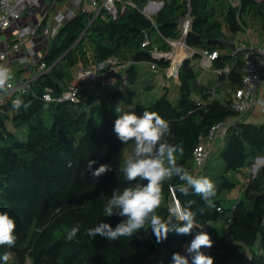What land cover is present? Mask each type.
<instances>
[{
  "label": "trees",
  "instance_id": "trees-1",
  "mask_svg": "<svg viewBox=\"0 0 264 264\" xmlns=\"http://www.w3.org/2000/svg\"><path fill=\"white\" fill-rule=\"evenodd\" d=\"M128 1L135 6L124 4ZM151 1L163 3L153 19L144 12ZM118 7L117 17L106 9L78 10L39 61L18 71L17 76L33 71L35 80L21 98L31 106L16 109L12 99L0 104V211L16 219L18 236L14 247H0V253H11L8 264H172L173 254L186 255L184 246L204 228L212 237L214 264H232L245 253L253 264H264V165L249 174L240 197L228 204L237 188L232 175L264 158V124L246 119L236 120L215 151L218 157L214 152L206 162L202 175L217 190L211 206L191 189L187 195L181 193L184 182L178 177L163 183L156 214L172 227L181 223L169 212L173 194L181 207L194 201L191 234L170 232L159 243L150 225L116 241L85 234L100 222L115 228L123 219L104 215L113 190L122 191L128 184L119 168L134 150V141L124 144L114 132L116 106H132L138 115L154 111L166 119L169 143L183 146V152L176 154L177 164L195 174L194 154L202 139L217 124L238 116L233 97L243 87L249 48L233 50L223 41L236 42L250 30L264 34V0H121ZM188 16L186 44L218 55L210 68L201 66L199 53L183 61L180 97L175 102L169 87L155 77L170 67L171 60L157 59L152 52H170L167 39L181 37L180 26ZM147 39L150 44L144 47ZM42 64L47 69L39 72ZM120 65L124 68L105 84L98 79L88 84L77 80L81 67L103 75ZM142 65L150 71H141ZM72 86L78 88V101L64 98ZM47 94L51 100L45 99ZM89 161L96 162L90 170ZM101 164L112 170L93 178L91 172ZM76 224L80 231L68 241L67 232Z\"/></svg>",
  "mask_w": 264,
  "mask_h": 264
},
{
  "label": "clouds",
  "instance_id": "clouds-1",
  "mask_svg": "<svg viewBox=\"0 0 264 264\" xmlns=\"http://www.w3.org/2000/svg\"><path fill=\"white\" fill-rule=\"evenodd\" d=\"M13 78L12 68L0 63V93L8 92ZM22 104V101H15L13 107L19 109ZM30 106V103L23 104L25 110ZM115 112L118 115L114 122V132L124 144L134 141V150L119 168L128 184L122 191L119 188L113 190L104 207V215L107 217L119 215L123 219L115 228L109 223L100 222L95 227L86 229L85 234L92 238L99 235L108 241H116L120 237H132L141 229L147 230L146 225H150L158 243L167 239L170 232L177 235L191 234L196 217V212L191 210L194 201H189L187 207L173 206L169 209L170 215L181 222L172 227L156 214L161 203L163 183L173 176L178 177L184 182L179 187L181 193L187 195L191 189L211 206L212 198L217 191L214 182L209 177L193 174L184 166L177 164L176 154L183 152V146L169 143L166 137L170 133V124L159 113L147 110L143 111L142 115L134 111L122 112L118 105ZM95 163L89 161L88 170ZM111 170V165L101 164L91 172V175L93 178H99ZM144 181L147 183H143ZM80 227L79 224L74 225L67 232L66 239L72 241L79 233ZM16 228V219L10 213L0 211V247L15 246L18 240ZM212 246L211 236L205 231H200L186 248V252L191 255V262L187 255L177 252L171 258L172 264H214V257L202 251L203 248ZM10 256L9 251L2 252L0 261L8 264Z\"/></svg>",
  "mask_w": 264,
  "mask_h": 264
},
{
  "label": "built area",
  "instance_id": "built-area-1",
  "mask_svg": "<svg viewBox=\"0 0 264 264\" xmlns=\"http://www.w3.org/2000/svg\"><path fill=\"white\" fill-rule=\"evenodd\" d=\"M46 1L54 6L52 10V23L53 26L46 27L43 26V20L48 14H45L43 20L37 21L33 25H25L19 31L20 35L8 49L0 48V63L5 64L9 58H19L23 65H31V63L36 64L39 59H31L27 51L23 52V47L25 44V39L36 46L37 41L34 40V37L40 33L42 38L47 41L49 44L52 43L54 37L58 33V30L75 14L76 11H71L65 13L60 10L59 1L60 0H0V35L8 29H12L14 23L21 20L24 15H26L32 9H39L44 5ZM118 2L121 0H81L80 9L83 10H93L99 12L101 9H106L109 14L113 17L119 15ZM131 6H135L132 1L127 3ZM163 3L151 1L144 12L146 15L153 19V15L156 14V10L162 8ZM79 9V10H80ZM180 29L182 31L181 37L176 40L167 39L168 44L171 46L170 52H161L158 49H154L152 55L157 59L165 58L171 60L170 67L165 71L167 79L175 80L179 82V73L180 68L185 59H192L196 53L201 54V66L204 68H210L212 66L213 60L217 57L218 53H209L207 51L198 50L191 48L186 44V38L191 29V18L188 16L181 23ZM150 44V39H147L144 43V47ZM111 62L117 63L116 60ZM124 68L123 65H120L117 68H112L103 75L98 74L95 68H84L81 67L77 73V80L80 83L88 84L95 82L97 79L101 78L103 84L111 81V76ZM151 68L154 71H158L156 64H152ZM47 69L45 64H42L38 71L44 72ZM13 80L16 81V76L13 75ZM12 80V81H13ZM35 80L34 75L30 77H22L20 80L16 81V84L11 83V88L6 93L9 99L15 101H21L22 96L28 91L31 86V83ZM261 84H264V46L251 47L245 56V73L243 87L236 91L233 97V109L238 114L235 120L230 119L225 122L219 123L212 128L209 135L202 139L201 143L198 145L195 150L194 159L196 164L195 174L202 175L206 162L212 153H214L218 147L222 146L228 133L230 127L235 124L236 120L246 119L248 115L254 109V106L258 103V88ZM78 88L72 86L69 91L65 92L64 98L72 101H78ZM5 97L0 95V104H3ZM8 99V100H9ZM46 100H51V95H45ZM173 206L181 207L177 197L173 194ZM200 231H205L204 228H201ZM199 231V232H200ZM209 234V232H207ZM210 235V234H209ZM211 236V235H210ZM212 239V237H211ZM190 243V242H189ZM212 248V247H211ZM202 251L207 255H211L210 248H203ZM189 261L191 262V255L186 252Z\"/></svg>",
  "mask_w": 264,
  "mask_h": 264
},
{
  "label": "crops",
  "instance_id": "crops-1",
  "mask_svg": "<svg viewBox=\"0 0 264 264\" xmlns=\"http://www.w3.org/2000/svg\"><path fill=\"white\" fill-rule=\"evenodd\" d=\"M237 2V1H236ZM60 10L68 13L71 11H78L81 7V0H60L59 1ZM53 5L50 3V1H46L42 7L39 9H32L30 12H28L24 17L22 18V22L25 25H33L36 24L37 21L43 20V17H45V14H48L47 17L43 20V25L46 27L53 26L52 23V10ZM15 26V25H14ZM16 27V26H15ZM15 27L12 29L6 30L2 35H0V48L8 49L11 47L13 41L18 38L20 35V31L17 30ZM29 40V39H28ZM27 39H25V44L23 47V52L26 51L32 55L31 59H39L43 55V53L51 46L47 41L42 38V34L38 33L34 40L37 41L36 46H33L31 42H29ZM237 49L240 48H251V47H259L264 46V34H261L257 30H250L246 32L245 34L239 36L236 40ZM6 65L10 66L12 68L13 75L18 74V71L20 69H28L29 65H23L19 58H9L6 63ZM33 64V63H31ZM33 71L26 70L24 74L18 75L16 78L17 80H20L19 78L22 77H30L33 76ZM179 83V82H178ZM0 95H3L5 98V101L8 100L10 97L7 96L6 93H0ZM258 103L254 106V109L252 112L248 115L246 120L250 123L254 124H264V84H261L258 88V96H257ZM247 173L246 171H243L241 174H233L232 178H235V181L237 183V187H239L240 191L242 192L246 182H247ZM242 176H245V179L242 180ZM239 191V192H240ZM241 192L236 195V197H233L232 194L234 191L229 195V200H232L234 202L240 197Z\"/></svg>",
  "mask_w": 264,
  "mask_h": 264
},
{
  "label": "rangeland",
  "instance_id": "rangeland-1",
  "mask_svg": "<svg viewBox=\"0 0 264 264\" xmlns=\"http://www.w3.org/2000/svg\"><path fill=\"white\" fill-rule=\"evenodd\" d=\"M233 1L236 2L238 0H233ZM14 25L16 27L15 26H13V27H15L17 30H20L23 27L24 23L22 22V19H21V20L15 22ZM140 68H141V71H150V68L148 65H142ZM122 76H123V74L119 75L117 77L121 78ZM155 77H157L161 86L167 85L169 87L170 97L173 101L176 102L178 100V98L180 97L178 82L175 80L167 79L165 72L158 73L157 75L155 74ZM98 80H101V78H99ZM11 83L16 84V81L13 80V81H11ZM163 91L164 90L159 91L158 95L159 96L163 95ZM122 111L132 112V106H129V107L123 106ZM10 128L14 129L13 127H10ZM21 133H22V131H19V134H21ZM214 157L215 158L218 157V154L216 152L214 153ZM262 164H263V161H256L255 165L259 166V168H260L262 166ZM255 165L251 169L246 170V173L248 174L247 178H248L249 174H255L259 170V168L256 167ZM232 179L235 180L234 177ZM241 179L244 180L245 176H242ZM239 191H240V189H239V187H237L234 190V193L232 194V196L236 197V195H238L241 192V191L240 192ZM228 204H232V200H229ZM210 249H212V248H210ZM184 250H185V246H184ZM87 264H92V262L88 261ZM232 264H253V262H252L251 255L249 253H245L241 256H238L237 259L234 260V262Z\"/></svg>",
  "mask_w": 264,
  "mask_h": 264
},
{
  "label": "water",
  "instance_id": "water-1",
  "mask_svg": "<svg viewBox=\"0 0 264 264\" xmlns=\"http://www.w3.org/2000/svg\"><path fill=\"white\" fill-rule=\"evenodd\" d=\"M149 3H151V2H149ZM160 9L161 8H159L158 10H156V13H158ZM223 42L226 43L227 46L228 47H231L233 50H236L237 49V45H236V42L234 40H225ZM257 161H263V164L262 165H264V158H258ZM255 166L259 168V166H257V165H255Z\"/></svg>",
  "mask_w": 264,
  "mask_h": 264
},
{
  "label": "bare ground",
  "instance_id": "bare-ground-1",
  "mask_svg": "<svg viewBox=\"0 0 264 264\" xmlns=\"http://www.w3.org/2000/svg\"><path fill=\"white\" fill-rule=\"evenodd\" d=\"M190 243L186 244L185 247L187 248V246L189 245Z\"/></svg>",
  "mask_w": 264,
  "mask_h": 264
}]
</instances>
